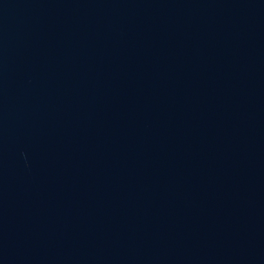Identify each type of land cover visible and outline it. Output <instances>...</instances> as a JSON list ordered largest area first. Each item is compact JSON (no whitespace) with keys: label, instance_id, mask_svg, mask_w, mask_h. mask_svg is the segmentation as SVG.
I'll return each mask as SVG.
<instances>
[{"label":"water","instance_id":"water-1","mask_svg":"<svg viewBox=\"0 0 264 264\" xmlns=\"http://www.w3.org/2000/svg\"><path fill=\"white\" fill-rule=\"evenodd\" d=\"M0 264H264V0H0Z\"/></svg>","mask_w":264,"mask_h":264}]
</instances>
